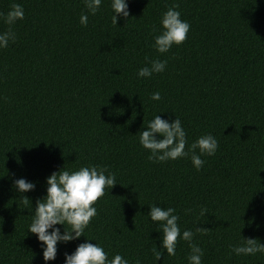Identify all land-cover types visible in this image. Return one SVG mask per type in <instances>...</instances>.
Masks as SVG:
<instances>
[{
  "label": "trees",
  "instance_id": "obj_1",
  "mask_svg": "<svg viewBox=\"0 0 264 264\" xmlns=\"http://www.w3.org/2000/svg\"><path fill=\"white\" fill-rule=\"evenodd\" d=\"M109 2L81 25L83 0H0V13L24 9L13 25L0 17V32L15 33L0 48V264H63L85 239L129 264H187L189 242L179 237L174 256L154 260L161 234L145 216L152 204L175 209L202 264H264V253L230 248L241 237L264 244V0H126L129 16L116 14V26ZM173 4L190 27L181 44L157 53L153 36ZM152 59L165 60L164 71L138 78ZM156 113L180 119L186 150L201 135L216 138L199 170L191 152L148 160L139 131ZM87 165L106 166L117 183L94 203L84 236L58 243L45 262L26 231L31 210L48 175ZM21 177L35 187L16 191Z\"/></svg>",
  "mask_w": 264,
  "mask_h": 264
},
{
  "label": "clouds",
  "instance_id": "obj_2",
  "mask_svg": "<svg viewBox=\"0 0 264 264\" xmlns=\"http://www.w3.org/2000/svg\"><path fill=\"white\" fill-rule=\"evenodd\" d=\"M102 0H83L87 12L79 17L81 25L88 23V15H95ZM109 8L112 12L111 23L116 26L117 15L128 17L126 0H110ZM178 6L167 8L159 18L160 29L153 36L152 47L157 53L167 52L173 44H181L189 30V23L180 18ZM0 17L7 25H13L17 20L24 18V9L21 4L13 3L6 13H0ZM10 40H15V33L11 29L0 32V48H6ZM166 61L152 59L137 70V77H150L153 73L164 71ZM150 99L159 100V91L153 92ZM161 113V112H157ZM147 121L146 127L139 131L138 143L147 149L148 160L163 162L185 157L191 152L190 160L194 168L199 170L204 164L201 155H213L218 147L216 138L211 134L197 137L191 144L187 143L185 130L178 117L169 121L167 118L157 115ZM107 173V174H106ZM46 189L42 198L37 199L34 210H31V220L26 231L35 234L36 240L42 249V259L47 262L54 260L58 243H67L81 237L90 219L97 214L94 203L102 197L107 190L117 183L115 173L109 171L106 166L87 165L74 170L63 167L52 172L45 178ZM16 191L24 193L35 187L34 182L25 178H17L13 181ZM24 204H29L27 197L21 196ZM27 208V207H20ZM145 215L148 222L156 224V230L160 232V248H153V257L157 261L162 252L169 256L176 254L177 238L189 242V254L187 264H202L203 250L192 243L193 231L184 229L181 231L177 223L179 217L173 207L162 208L157 204L148 205ZM186 212L191 211L186 209ZM207 210L201 208L199 215L205 216ZM56 225H62L63 231ZM65 225L68 227L66 228ZM50 230V231H49ZM197 232L206 230L195 227ZM84 236V235H83ZM85 239L76 245L70 253H64L63 264H129V260L120 253H115L111 259L108 253L98 243L88 242ZM231 252L235 255H255L264 253V244L253 238H242L240 242L230 245ZM136 264H140L139 260Z\"/></svg>",
  "mask_w": 264,
  "mask_h": 264
}]
</instances>
